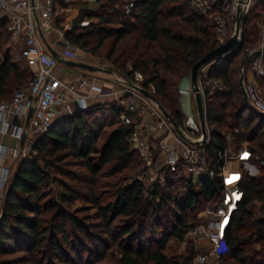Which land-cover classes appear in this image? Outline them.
<instances>
[{
	"label": "trees",
	"instance_id": "1",
	"mask_svg": "<svg viewBox=\"0 0 264 264\" xmlns=\"http://www.w3.org/2000/svg\"><path fill=\"white\" fill-rule=\"evenodd\" d=\"M122 16L116 3L107 0L99 9L82 12L73 28L66 31V37L93 53L112 37L107 54L115 62L112 68L126 71L128 57H132L134 67L145 75L144 84L155 86L157 98L179 122L181 113L172 74L181 76L191 71L199 59L219 45L215 28L207 17L190 10L188 0H135L128 18ZM89 17L97 20L82 26ZM247 20L248 15L239 46L216 58L211 66V74L221 77L227 85L225 92L206 96L208 149L214 159L227 149L223 129H231L237 144L245 141L255 156L264 158V113L245 97L232 66L241 51L242 57L247 58L245 47L251 39ZM5 25V21L0 22V40L7 36ZM127 37L129 42L117 49ZM115 53L117 56L113 57ZM120 59L122 63L118 62ZM30 75V71L13 63L10 55L4 56L0 62V99H9L15 89L28 82ZM259 80L264 84V71ZM119 114L117 107L104 104L66 114L36 140L34 154L18 162L3 197L0 257L20 254L0 259V264H96L110 247L120 253L121 264H189L195 257L197 251L191 240L186 256H169L164 248L172 238L183 241L189 227L197 221V213L220 195L219 178L201 177L197 183L190 178L170 182L158 189L159 203L144 195L143 185L137 180L124 185L119 180L110 183L112 188H107V193L111 198L105 201L101 199L103 192L96 188H89V194L83 190L86 183L99 186L98 174L106 165H112L102 173L106 175L126 167L133 159L134 170L139 167V154L128 141L133 127L122 123L117 118ZM118 120V127L98 147L105 127ZM94 155L99 162H95ZM68 157L81 161L86 172L65 168L63 163ZM56 185L60 187L61 200L50 198L49 189ZM241 187L243 198L225 231L227 248L222 258L229 255L230 259L223 264H264V217H253L250 209L255 200L262 201L264 209V176L245 172ZM76 198L96 205L98 224H87L64 206ZM117 219L122 223H115ZM92 225L98 231L92 232ZM246 228L252 229L241 234Z\"/></svg>",
	"mask_w": 264,
	"mask_h": 264
},
{
	"label": "built area",
	"instance_id": "2",
	"mask_svg": "<svg viewBox=\"0 0 264 264\" xmlns=\"http://www.w3.org/2000/svg\"><path fill=\"white\" fill-rule=\"evenodd\" d=\"M56 3V0H0V22L5 21L6 37L26 61L35 66L25 85L15 89L9 99H0V199L4 197L18 162L34 154V143L56 120L95 104L115 106L120 110V121L133 127L128 141L140 157L139 167L130 181H139L148 199L159 203L158 189L176 180L190 178L197 183L201 177L220 179V195L205 204L186 233L195 244V264H220L227 248L225 231L243 198L241 182L244 174L264 176V158L255 156L248 144L242 142L235 151L229 153L226 149L223 155L214 159L208 149L210 128L207 117V137L198 109L194 113L187 107L177 122L171 111L157 99L155 86L152 83L145 85L144 73L133 64L125 72L112 67L104 69L110 77L89 75L83 70L73 74L67 72V65L63 67L50 48L68 59L87 60L80 58L78 46L67 39L66 31L74 24L62 23L61 16L56 15ZM188 5L194 14L209 19L215 28L216 39L222 44L235 34L240 16L239 40L242 41L245 18L255 2L188 0ZM134 7L135 0H129L124 6L125 15ZM55 29L60 30L61 37L51 40L50 35ZM247 58H252L254 75L253 81L245 87L248 99L264 113V98L259 92V77L264 71V41L257 48H248ZM214 61L203 64L198 72L205 115L207 94L222 93L227 89L221 77L211 74ZM179 92L188 98L195 95L191 81L188 87L179 88ZM30 109L33 111L28 119ZM191 119H197L198 126H191ZM222 135L229 143L235 133L230 130ZM7 138L12 140L11 143L6 141Z\"/></svg>",
	"mask_w": 264,
	"mask_h": 264
},
{
	"label": "rangeland",
	"instance_id": "3",
	"mask_svg": "<svg viewBox=\"0 0 264 264\" xmlns=\"http://www.w3.org/2000/svg\"><path fill=\"white\" fill-rule=\"evenodd\" d=\"M56 1H57V3H56V6H57L56 7V15L61 16L62 21L67 20V22L69 24H74L76 19L80 16V14L82 12L93 11V10L99 9L100 5L103 2H106L107 0H56ZM110 1L112 3L115 2L116 5L122 10V14H123L122 18H124V19L128 18V16H126L124 13V6L129 0H110ZM254 2H255V5L253 6L251 12L248 14V20L246 23L247 24L246 25L247 31L249 30V33H248L249 38H251L250 39L251 41L249 40L250 43H248V45L245 47L246 55L248 54V48H251V49L257 48V46L261 45V43L264 41V3L262 2V0H254ZM90 3H92V5H90ZM93 20H97V19L94 17L93 18H91V17L85 18L81 24H82V26H86L87 24H89V22H91ZM54 22L56 24L55 20H54ZM251 30L252 31L257 30V31L255 34H252L250 32ZM60 33L61 32L59 29L53 30L52 34L50 35V39L54 40L56 38L61 37ZM130 37L124 38L122 41H120L117 49H119L124 42H127V41L129 42ZM112 42H113V38L112 37L108 38L103 43V45L101 46V48L99 49V51L97 53H93L91 50L81 48L80 46L75 44L79 48L80 58H83L84 60H87L88 62H91L92 64H93V62H95L94 64L97 63V66H99L101 69L99 68V69H95V70H89V69H83V68L75 67V66H68V65H67V68L71 67V68L75 69L76 71L83 70L87 74L97 76V77H101V76H105V77L109 76L110 77V74L105 72L104 69L115 66V62H113L112 59L107 57V54L111 48ZM59 44L60 45L58 47L60 48L61 42H59ZM0 52L3 53L4 55H6V54L10 55L12 62L15 63L17 66L22 65V66L26 67L27 70L32 68L31 65L26 61V59L20 54L19 49L17 47H15L5 36H3V38L0 40ZM116 56H117V53H115V55L113 57H116ZM242 56H243V51H241L240 55H238V58H237L238 60L235 59L232 66L236 70V72H235L236 79L239 80V78H241V75L243 74V84L246 87L254 79L253 67H252V62H251L253 57L247 59L246 56L244 58ZM128 58L129 59L126 62V71L128 69V66L133 64L132 59H131L132 57H128ZM118 62L122 63L123 59H120V61H118ZM61 65L63 67H66L65 64L62 62H61ZM105 67H107V68H105ZM70 74H72V73H70ZM190 75H191V71L184 72L181 76H177V73L172 74V76H173L172 78L176 84L175 89H176V92L178 95L177 107L180 110V113L182 111H186L187 107L192 108L194 113L197 112L195 95H194V97L191 96L190 98H188L187 96L185 97V96L181 95L179 92V88L188 87L187 84H188V81L190 82ZM241 84L242 83H241V79H240V85ZM15 88H17V87L14 86L13 89H15ZM259 92H260V95L264 98V84H262L260 82V80H259ZM118 117L119 116H117V118ZM118 122H119V120L114 122L113 124L109 123L105 127V129L103 130V132L101 133V135L97 141L98 147H101L103 145V143L106 141L109 134L114 129H116L118 127V124H119ZM198 124H199V122L197 119H194V121H192V119L190 120L191 126H198ZM230 130L231 129H223L221 132H224V131L228 132ZM242 130H243V127H242ZM239 145L240 144H237L235 142V140L233 139L232 141H230L227 144V151L229 153L233 152L239 147ZM93 158L95 159V162H99L97 155H94ZM127 164L128 165H126V167L120 168L119 170L114 171L111 175L102 174L103 172L104 173L107 172L106 170L108 168L110 169L112 166V165L111 166L106 165L102 169V171L98 174L100 182H101L99 184V186L94 187V186L86 183V184L82 185L84 187L83 190L88 193L89 188H91V189L96 188V190L98 192H103V194L101 193L102 194L101 195L102 201L109 200L111 198L110 197L111 195L109 193H107L109 190L107 188H112V185H110V183H113L116 180H119L120 183L123 185L128 184V183H130L131 178H133L134 174L136 173V171L138 169L137 168L134 170V168H133L134 159L131 161V163L129 162ZM63 165L65 168H68V169L76 171V172H84L86 170L85 167L81 164V161H78L74 157H68L66 159V161L63 163ZM7 187H8V185H7ZM103 189H106V190L102 191ZM49 190L51 192L50 198H53L54 200H61V198L59 197V190H60L59 186L56 185V186L50 188ZM185 190H188V189H185ZM2 201H3V199H2ZM64 206H66L72 213L76 214L81 219L85 220V222L87 224H98L97 222H99V219L97 216V207L91 201H85L82 198H76L71 202H65ZM262 206H263V202L260 200H255L254 202H252V204L250 205V209L252 211L253 217H256V218L264 217V209ZM1 214H2V210L0 211V215ZM122 219L126 220V217H124ZM115 223H122V220L117 219L115 221ZM249 229H252V228L242 229L240 231V233L244 234ZM90 230L92 232H96V231H98V228L92 225L90 227ZM147 234H148V236L150 235L149 230H148ZM158 235L159 234L156 233V236H158ZM72 237L73 236L71 235L70 238H72ZM89 243L93 244L92 241H89ZM189 243H190V240L186 236H185V239L183 241H179L175 238H172L171 240H169L166 247L164 248V253H166L169 256H179V255L186 256V255H189V253H190ZM19 254L20 253H14V254H9V255L7 254L5 256H1L0 259L13 258L14 256H18ZM84 254H85V256H87L86 252ZM120 257H121V255L119 252H117L116 248L110 247L108 249L106 255L104 257H102L100 260H98L96 264H121ZM229 259H230V257H229V255H227L225 257V260H223V258L221 259L220 264H223L224 262L226 263L227 261H229ZM44 261L46 263L47 259H45ZM13 264H21V263L17 262V263H13ZM149 264H154V263L151 262ZM189 264H195L194 257L192 258V260Z\"/></svg>",
	"mask_w": 264,
	"mask_h": 264
},
{
	"label": "water",
	"instance_id": "4",
	"mask_svg": "<svg viewBox=\"0 0 264 264\" xmlns=\"http://www.w3.org/2000/svg\"><path fill=\"white\" fill-rule=\"evenodd\" d=\"M242 24V17L240 16L237 20V27H236V32L235 34H233L227 41H225L222 44H219L217 47H215L214 49L210 50L204 57H202L201 59H199L193 66L192 70H191V87L193 92L195 93V100H196V105H197V109L199 112V117H200V121L203 127V131L205 134V137L208 136V131H207V127H206V115H205V104H204V100H203V95L201 93V91L199 90V86H198V72L200 67L203 64H206L220 56H223L224 54L234 50L239 44H240V40H239V31H240V27ZM51 53L58 58V60L68 66H75V67H80L83 69H89V70H95V69H99L98 66L87 62V61H83V60H72V59H68L65 58L63 56H61L56 50L51 49ZM241 83H242V90L243 93L245 95L246 98H248V93L247 90L245 88V85L243 84V74L241 75ZM142 91L146 94H149V92L145 89L142 88ZM33 109H30L29 111V115H28V119L30 117V115L32 114ZM176 124V122H175Z\"/></svg>",
	"mask_w": 264,
	"mask_h": 264
},
{
	"label": "crops",
	"instance_id": "5",
	"mask_svg": "<svg viewBox=\"0 0 264 264\" xmlns=\"http://www.w3.org/2000/svg\"><path fill=\"white\" fill-rule=\"evenodd\" d=\"M90 5H92V3H90ZM62 23L63 24H67L68 22H67V20H65V21H62ZM8 39V38H7ZM7 55V54H6ZM6 55H4L3 53H2V57H0V62H1V60L4 58V56H6ZM91 63V62H90ZM95 62H93V64H94ZM94 65H96L97 66V63L96 64H94ZM20 66V65H19ZM20 67H22V69H25V70H27L26 69V67H24V66H20ZM32 68L33 67H35V66H31ZM99 67V66H98ZM31 68V69H32ZM100 68V67H99ZM105 68H107V67H105ZM31 69H29V70H27V71H31ZM101 69V68H100ZM66 71L67 72H69V73H75L76 72V70L75 69H73V68H71V67H68V68H66ZM105 71V70H104ZM189 85V81H188V84H187V86ZM6 141L8 142V143H11V139L10 138H7L6 139ZM3 209V201H2V199H0V211Z\"/></svg>",
	"mask_w": 264,
	"mask_h": 264
}]
</instances>
